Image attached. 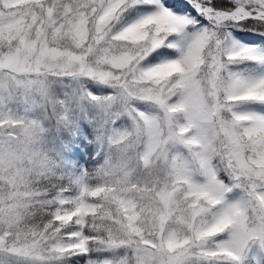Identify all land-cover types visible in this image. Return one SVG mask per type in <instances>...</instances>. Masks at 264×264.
Returning <instances> with one entry per match:
<instances>
[{"label": "snow or ice", "instance_id": "1", "mask_svg": "<svg viewBox=\"0 0 264 264\" xmlns=\"http://www.w3.org/2000/svg\"><path fill=\"white\" fill-rule=\"evenodd\" d=\"M188 2L208 23L177 47L169 37L199 21L161 0H0V264L93 251L106 255L84 264H264V112L241 110L264 105V67L228 68L264 56L226 47L220 31L264 27V0ZM137 6L153 10L113 33ZM162 46L175 58L142 66ZM65 78L115 95L58 97ZM81 101L105 113L118 104L130 126L108 138L100 166L71 175L48 133L70 130Z\"/></svg>", "mask_w": 264, "mask_h": 264}, {"label": "trees", "instance_id": "2", "mask_svg": "<svg viewBox=\"0 0 264 264\" xmlns=\"http://www.w3.org/2000/svg\"><path fill=\"white\" fill-rule=\"evenodd\" d=\"M161 2L165 7L172 10L173 13L189 18H196L199 21L196 25L188 26L184 32L169 37V41L177 47H182L191 38V35L208 23L181 0H161ZM215 2L223 6L227 3V0H215ZM151 10L153 9L147 6H137L128 9L115 23L113 33L121 30L125 25L140 18ZM241 24L242 27L222 28L220 31L226 30L229 32L230 40L239 37H255L258 40L256 46L262 50L263 53L261 56H264V36L259 34L260 31H264V27L255 24L252 20L243 21ZM252 28L256 30H249ZM176 54V48L162 46L146 57L141 63L144 67L154 66L158 62L175 58ZM260 67H264V64L258 66L252 62H242L228 65L229 71L231 72H243L251 76L259 74ZM76 88H82L101 99L115 95L113 88L89 78H80L78 81L65 78L52 85L53 91L61 98ZM246 106L264 112V105ZM136 107L148 113L155 111L154 108L144 102H137ZM118 108V104H111L105 113L95 104H91L88 101H81L79 107L74 110V123L70 130L49 128L48 141L54 149H63L62 155L66 161L69 174L77 175L81 169L92 171L104 162L105 157L110 153L107 144L108 138L119 134L130 126V121L127 117H115ZM113 119H115L114 123L112 122ZM220 175L223 176L224 174L221 173ZM62 182L66 183L67 181ZM234 192L236 194L238 191L234 190ZM234 192L229 194L230 199L235 196ZM102 255H106V253L93 251L89 254V257L97 258ZM89 257H72L67 261V264H84V261Z\"/></svg>", "mask_w": 264, "mask_h": 264}, {"label": "rangeland", "instance_id": "3", "mask_svg": "<svg viewBox=\"0 0 264 264\" xmlns=\"http://www.w3.org/2000/svg\"><path fill=\"white\" fill-rule=\"evenodd\" d=\"M142 17V16H141ZM140 17V18H141ZM136 21V20H135ZM134 22V21H133ZM132 23V22H131ZM129 24H127L126 26H128ZM126 26H124V27H126ZM188 42V41H187ZM187 42H185L184 44H183V46L187 43ZM233 42H238L239 44H242V45H256L257 44V42H258V40L255 38V37H239V38H236V39H234V40H226L224 43H225V46L226 47H231L232 46V44H233ZM182 46V47H183ZM259 49V54L260 55H262V51H261V49L260 48H258ZM241 110L242 111H250V112H260V111H258V110H255V109H252V108H250V107H247L246 105H244V106H242V108H241ZM234 192V191H233ZM234 194H235V192H234ZM236 199H239V192H237L236 194H235V196L232 198V200H236Z\"/></svg>", "mask_w": 264, "mask_h": 264}, {"label": "water", "instance_id": "4", "mask_svg": "<svg viewBox=\"0 0 264 264\" xmlns=\"http://www.w3.org/2000/svg\"><path fill=\"white\" fill-rule=\"evenodd\" d=\"M183 2H185L187 5L191 6V4H189L188 0H182ZM192 7V6H191ZM193 8V7H192ZM194 9V8H193Z\"/></svg>", "mask_w": 264, "mask_h": 264}]
</instances>
